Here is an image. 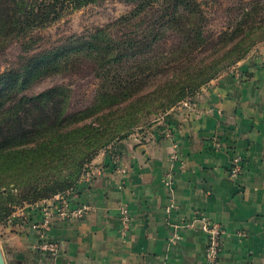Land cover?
<instances>
[{
  "label": "crops",
  "instance_id": "0c3cea01",
  "mask_svg": "<svg viewBox=\"0 0 264 264\" xmlns=\"http://www.w3.org/2000/svg\"><path fill=\"white\" fill-rule=\"evenodd\" d=\"M165 119L123 141L119 163L104 152L94 159L90 178L71 194L73 206L91 207L83 218L34 230L42 206L22 230L0 237L6 263L208 264L202 214L225 230L217 264H264V45ZM237 157L242 172L231 179ZM120 207L131 214L124 236ZM48 241L58 245L55 256L39 249Z\"/></svg>",
  "mask_w": 264,
  "mask_h": 264
},
{
  "label": "trees",
  "instance_id": "16d2710c",
  "mask_svg": "<svg viewBox=\"0 0 264 264\" xmlns=\"http://www.w3.org/2000/svg\"><path fill=\"white\" fill-rule=\"evenodd\" d=\"M94 2L0 0V48ZM157 3L158 14L145 32L114 39L106 28H97L87 38L38 53L19 69L0 74V224L18 206L72 189L85 166L113 141L125 137L139 117L191 101L245 59L257 39L264 40V25L250 26V14L262 7H253L239 26L212 41L203 37L206 18L196 0H141L117 21L128 24ZM166 30L177 32L179 40L168 49L159 48ZM203 46H210V51L200 58ZM73 52H85L97 68L99 86L89 106L67 113L63 87L31 97L19 95L34 77L66 67ZM148 82L160 83L149 86Z\"/></svg>",
  "mask_w": 264,
  "mask_h": 264
},
{
  "label": "rangeland",
  "instance_id": "374dc122",
  "mask_svg": "<svg viewBox=\"0 0 264 264\" xmlns=\"http://www.w3.org/2000/svg\"><path fill=\"white\" fill-rule=\"evenodd\" d=\"M140 2L141 0H96V2L64 16L47 28L35 30L25 38L9 40L0 48V74L19 69L28 58L38 53L64 47L67 43L80 37L87 38L97 28H106L109 36L114 39H126L133 37L136 33L145 32L151 18L158 14V7L160 6L158 3L153 8L146 9L138 18L133 19L128 24H121L117 21L131 13ZM196 2L200 5L204 18H206V23L204 21L203 25V37L209 41L216 40L228 28L233 29L236 24L239 26L244 20L245 14L251 13L253 7H262V9L257 12L252 11L253 13L250 15L253 20L250 22V26L264 25V0H196ZM162 38L164 39L158 43V46L163 49L174 46L179 40L178 33L173 30H166ZM263 45L264 40L257 39L249 54ZM209 51L210 46H206V48L203 46L199 57L205 58V53ZM96 72L95 63L86 56L85 52H73L68 57L66 67L63 66L57 73H47L34 77L28 81L19 95L31 97L50 88L63 87L67 89V113H73L82 110L93 102L99 86ZM158 83L160 82H148L147 85L154 86ZM148 89L149 87L145 90ZM196 96L197 94L192 97V100ZM183 103L149 117H139L138 124L129 129L125 137L113 141L98 155L103 152L108 153L114 160L116 156H119L116 152L123 141L129 138L132 141L134 139L140 140L146 131L159 123H163L165 118ZM94 159L85 166V171L75 186L66 192L73 193L87 182L93 171ZM55 197L16 207L7 221L0 224V237H7L11 230H22L28 225V218L31 217V214L45 206L44 204L47 202H52Z\"/></svg>",
  "mask_w": 264,
  "mask_h": 264
},
{
  "label": "built area",
  "instance_id": "2783aa9c",
  "mask_svg": "<svg viewBox=\"0 0 264 264\" xmlns=\"http://www.w3.org/2000/svg\"><path fill=\"white\" fill-rule=\"evenodd\" d=\"M173 160L178 159V153L174 152L171 156ZM115 163L121 161L120 156H116L114 159ZM118 173L125 174V168L123 165H119L117 168ZM242 172V159L237 157L232 161L231 168L229 170V177L231 179L237 178ZM71 194L66 192L58 195L54 198L50 205H45L42 209V218L38 222L31 224V228L34 230L47 231L50 227L51 221L54 218L65 221L79 220L83 218L90 210V206L86 204L73 206L71 203ZM196 218L200 224V229L204 233L206 238V246L204 251V258L208 264H217L220 255L223 250L222 239L225 234L224 228L211 221L209 218L202 214H197ZM119 223H120V234L126 235L131 225V214L127 207L119 208ZM243 235V234H242ZM176 240L179 237H175ZM39 249L45 252H49L51 256H55L58 251L57 243L53 241L44 242L39 246ZM161 264H166L165 262Z\"/></svg>",
  "mask_w": 264,
  "mask_h": 264
},
{
  "label": "water",
  "instance_id": "95a60500",
  "mask_svg": "<svg viewBox=\"0 0 264 264\" xmlns=\"http://www.w3.org/2000/svg\"><path fill=\"white\" fill-rule=\"evenodd\" d=\"M0 264H8V263H6V261L4 260L2 254H1V251H0Z\"/></svg>",
  "mask_w": 264,
  "mask_h": 264
}]
</instances>
